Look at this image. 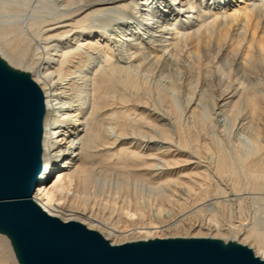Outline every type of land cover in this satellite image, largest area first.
<instances>
[{
    "label": "bare ground",
    "instance_id": "1",
    "mask_svg": "<svg viewBox=\"0 0 264 264\" xmlns=\"http://www.w3.org/2000/svg\"><path fill=\"white\" fill-rule=\"evenodd\" d=\"M149 2L0 0L2 95L41 120L32 199L129 258L264 264V0ZM10 203L0 264H45Z\"/></svg>",
    "mask_w": 264,
    "mask_h": 264
},
{
    "label": "water",
    "instance_id": "2",
    "mask_svg": "<svg viewBox=\"0 0 264 264\" xmlns=\"http://www.w3.org/2000/svg\"><path fill=\"white\" fill-rule=\"evenodd\" d=\"M36 107L15 105L0 94V201L11 202L45 264H221L207 256L188 260L159 255L150 261L122 256L98 234L64 224L38 208L32 199L40 173L41 120Z\"/></svg>",
    "mask_w": 264,
    "mask_h": 264
},
{
    "label": "snow or ice",
    "instance_id": "3",
    "mask_svg": "<svg viewBox=\"0 0 264 264\" xmlns=\"http://www.w3.org/2000/svg\"><path fill=\"white\" fill-rule=\"evenodd\" d=\"M161 4H163L164 7H169V5L166 3V0H150L149 4H148V8L151 9V13L150 15L154 14V15H157L159 16L160 14V6ZM146 23H152V21L149 19V20H146L145 21ZM10 76H15V72H11L9 73ZM28 79H31V77H28ZM15 87L18 88L19 90L21 91H24L28 88V84H26L24 82V78L21 77L15 84ZM5 88V83H4V79L2 76H0V94L3 93V90ZM34 191V190H33ZM31 198V196H30ZM37 215L39 216V214L37 213ZM39 219L41 221L44 220L43 217H39ZM232 251V242L229 241V245L227 248H225V252H230ZM239 251V250H237ZM262 255H264V253H262Z\"/></svg>",
    "mask_w": 264,
    "mask_h": 264
},
{
    "label": "rangeland",
    "instance_id": "4",
    "mask_svg": "<svg viewBox=\"0 0 264 264\" xmlns=\"http://www.w3.org/2000/svg\"><path fill=\"white\" fill-rule=\"evenodd\" d=\"M59 171V170H58ZM100 216H102L101 214H100ZM10 264H14L15 263V261H14V259H10Z\"/></svg>",
    "mask_w": 264,
    "mask_h": 264
}]
</instances>
